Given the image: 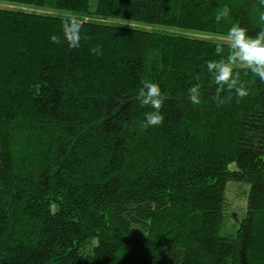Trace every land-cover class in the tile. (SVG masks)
<instances>
[{
  "label": "trees",
  "instance_id": "16d2710c",
  "mask_svg": "<svg viewBox=\"0 0 264 264\" xmlns=\"http://www.w3.org/2000/svg\"><path fill=\"white\" fill-rule=\"evenodd\" d=\"M0 2V264H264V81L217 94L227 42L197 35L254 36L260 0ZM144 80L166 99L141 130ZM227 182L249 190L221 233Z\"/></svg>",
  "mask_w": 264,
  "mask_h": 264
},
{
  "label": "clouds",
  "instance_id": "9594fccd",
  "mask_svg": "<svg viewBox=\"0 0 264 264\" xmlns=\"http://www.w3.org/2000/svg\"><path fill=\"white\" fill-rule=\"evenodd\" d=\"M264 5V0H260ZM230 8L223 7L214 17L215 22L219 23L224 18L229 17ZM259 21L264 22V11L259 13ZM79 25L71 19H65L62 24V30L70 44L76 46ZM54 42H59L56 36H52ZM226 42L229 52L225 58L220 60H211L206 64L208 73L211 74L216 85L217 94L228 90L234 93L237 99L248 95L247 83L241 81L239 73L235 71L234 65L242 64L247 71L264 81V27L253 36L249 35L245 27L239 23H233L227 30ZM219 53L221 44L216 45ZM91 52L99 54V47H93ZM140 106H150L151 111H147L142 121L139 123L141 130L162 123L163 113L159 111L161 104L166 99L161 92L160 85L154 81H141V87L136 96ZM201 98L200 86L194 84L188 88V100L192 104H199Z\"/></svg>",
  "mask_w": 264,
  "mask_h": 264
},
{
  "label": "rangeland",
  "instance_id": "374dc122",
  "mask_svg": "<svg viewBox=\"0 0 264 264\" xmlns=\"http://www.w3.org/2000/svg\"><path fill=\"white\" fill-rule=\"evenodd\" d=\"M1 6H14L12 3L0 2ZM201 37H209L211 39H220L226 42L225 36L213 35V34H197ZM242 64H236L233 67H240ZM235 164H230V167L233 168ZM248 183H243L241 186L238 183L227 182L226 184V200L228 205L224 209L226 219L224 220V227L221 230V233L226 232V230L234 231L238 225L239 219L243 216L244 210L246 208V197L248 193Z\"/></svg>",
  "mask_w": 264,
  "mask_h": 264
}]
</instances>
